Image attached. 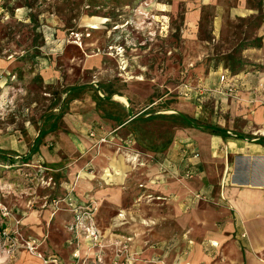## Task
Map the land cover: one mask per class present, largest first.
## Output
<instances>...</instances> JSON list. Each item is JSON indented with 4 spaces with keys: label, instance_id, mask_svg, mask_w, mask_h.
Segmentation results:
<instances>
[{
    "label": "crops",
    "instance_id": "crops-1",
    "mask_svg": "<svg viewBox=\"0 0 264 264\" xmlns=\"http://www.w3.org/2000/svg\"><path fill=\"white\" fill-rule=\"evenodd\" d=\"M255 35L258 43L244 52L250 61L246 72L226 77L215 71L214 86L199 85L200 93L192 84L181 86L179 93L197 112L190 117L191 106L177 111L207 128L170 107L147 111L165 97L140 110L137 100L111 86L96 85L97 98L91 90L78 95L94 82L66 90L61 116H44L39 130L44 140L39 137L34 155L37 168L63 178L36 194H16L9 204L12 216L0 215V227L13 228L19 220L44 256L69 253L77 242L70 228L78 208L67 202L72 196L79 208L97 206L81 218L79 238L86 248L85 226L97 229L108 244L102 250L107 264L114 244L128 248L125 264H264V19ZM121 96L130 99L135 119ZM211 98L218 99L213 107L207 104ZM176 114L184 125L166 130L171 135L154 136L145 128ZM236 122L254 131L249 135ZM0 264H42V259L19 246L12 253L0 251Z\"/></svg>",
    "mask_w": 264,
    "mask_h": 264
},
{
    "label": "rangeland",
    "instance_id": "rangeland-1",
    "mask_svg": "<svg viewBox=\"0 0 264 264\" xmlns=\"http://www.w3.org/2000/svg\"><path fill=\"white\" fill-rule=\"evenodd\" d=\"M263 3L0 0V204L9 208L16 194L30 196L48 182H61L60 173L46 171L42 165L37 168L40 163L34 155L37 138L44 140L39 134L44 116L49 112L55 118L61 116L59 103L66 90L94 82L78 95L91 90L97 98L96 85L111 86L137 100L140 110L165 97L147 111L191 106L193 117L196 105L182 97L181 86L192 84L200 93L197 86H214L215 71L226 77L247 71L250 61L244 52L256 43V28L264 19ZM249 8L256 11L251 13ZM224 76L221 81L226 80ZM66 98L68 102L72 95ZM217 101L211 98L207 104L213 107ZM183 125L179 116L166 115L145 128L149 134L163 136L171 135L166 130ZM235 126L249 135L254 131L251 124L236 122ZM82 213L77 210L74 215ZM74 251L70 255L59 251L55 256L66 263ZM112 252L111 258L115 257Z\"/></svg>",
    "mask_w": 264,
    "mask_h": 264
},
{
    "label": "built area",
    "instance_id": "built-area-1",
    "mask_svg": "<svg viewBox=\"0 0 264 264\" xmlns=\"http://www.w3.org/2000/svg\"><path fill=\"white\" fill-rule=\"evenodd\" d=\"M105 141V139L103 140ZM67 199H58L56 205L64 202ZM72 208H78L82 210V215L77 216L76 224L70 229L75 232L76 236V246L75 251L72 253V259L64 263L61 259L56 256L46 257L38 251V240L32 236H25L20 228V221L16 220V225L13 228H1L0 227V251L6 253H12L14 250L21 246L27 249L30 253L36 254L42 259V264H107L104 257L103 251L107 246V242L102 237L101 233L92 227L87 225L84 228L85 239L89 241V245L86 248H82V242L79 238L78 224H82L81 218L86 216H91L96 210L93 203H89L80 208L73 204L72 201H67ZM0 215L4 218L12 216L9 208L3 204H0ZM115 246V257H113L112 264H125L126 262L122 260L124 254L128 251V248L120 247L119 244H114ZM85 249V250H83ZM134 257L127 256L125 260H134Z\"/></svg>",
    "mask_w": 264,
    "mask_h": 264
},
{
    "label": "water",
    "instance_id": "water-1",
    "mask_svg": "<svg viewBox=\"0 0 264 264\" xmlns=\"http://www.w3.org/2000/svg\"><path fill=\"white\" fill-rule=\"evenodd\" d=\"M95 83H97V82H95ZM106 98L110 99L111 97H106ZM126 100H127V102H128V111H129V115H130V117H131L132 119H135L136 117L134 116L133 111H132V109H131V107H130V99L127 98ZM175 112L178 113V114H180L181 116H183V117L186 119V121L189 122V123L192 124V125L199 126V127H204V128H207V127H208V126L197 125V124L193 123L189 118L185 117L181 112H179V111H177V110H175ZM143 117H145V116H142V118H143Z\"/></svg>",
    "mask_w": 264,
    "mask_h": 264
},
{
    "label": "trees",
    "instance_id": "trees-1",
    "mask_svg": "<svg viewBox=\"0 0 264 264\" xmlns=\"http://www.w3.org/2000/svg\"><path fill=\"white\" fill-rule=\"evenodd\" d=\"M257 42H256V44L258 43V41L259 40H256ZM174 117H178V116H174ZM151 118L152 117H149V118H146V119H142V120H140L139 122L140 123H144V122H147V121H149V120H151ZM216 132V131H215ZM43 133V132H42ZM38 141H39V138H38ZM4 160H8V161H10L11 162V164H14L15 163V160H13V159H11V158H7L5 155H3V157H2Z\"/></svg>",
    "mask_w": 264,
    "mask_h": 264
},
{
    "label": "bare ground",
    "instance_id": "bare-ground-1",
    "mask_svg": "<svg viewBox=\"0 0 264 264\" xmlns=\"http://www.w3.org/2000/svg\"><path fill=\"white\" fill-rule=\"evenodd\" d=\"M88 37V36H87ZM89 38V37H88ZM95 39V38H94ZM89 47V46H88ZM187 57V56H186ZM121 61V60H120ZM124 66V65H123ZM118 99H120V100H122V101H126V99L123 97V96H121V97H117ZM171 111V110H170ZM167 112V111H166ZM168 112H169V110H168ZM262 132V134H264V130H262L261 131ZM105 170V169H104ZM23 205V204H22Z\"/></svg>",
    "mask_w": 264,
    "mask_h": 264
}]
</instances>
